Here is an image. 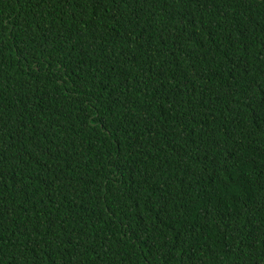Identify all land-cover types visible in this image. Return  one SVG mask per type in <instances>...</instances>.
<instances>
[{
  "label": "trees",
  "instance_id": "trees-1",
  "mask_svg": "<svg viewBox=\"0 0 264 264\" xmlns=\"http://www.w3.org/2000/svg\"><path fill=\"white\" fill-rule=\"evenodd\" d=\"M0 264H264V0H0Z\"/></svg>",
  "mask_w": 264,
  "mask_h": 264
}]
</instances>
